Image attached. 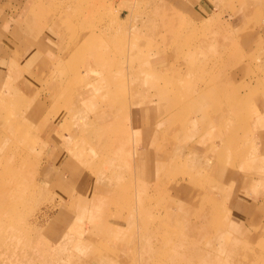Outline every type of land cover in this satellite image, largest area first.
<instances>
[{"label":"rangeland","instance_id":"1","mask_svg":"<svg viewBox=\"0 0 264 264\" xmlns=\"http://www.w3.org/2000/svg\"><path fill=\"white\" fill-rule=\"evenodd\" d=\"M0 60V264H264V0H0Z\"/></svg>","mask_w":264,"mask_h":264},{"label":"crops","instance_id":"2","mask_svg":"<svg viewBox=\"0 0 264 264\" xmlns=\"http://www.w3.org/2000/svg\"><path fill=\"white\" fill-rule=\"evenodd\" d=\"M8 43H10L12 46H13V43L12 42H10V41H7V44ZM151 64H152V66H154V67H156L157 65H160V64H157V62H154V60H153V62H151V61H149ZM21 62L19 61V62H17L16 60H12L10 63H9V65H10V69H12V68H14L13 67V64H20ZM1 64H6V65H4V67L7 69V66H8V63L7 62H4L3 60H0V92H2L1 90L4 88V87H6V86H8V84H9V82L7 81V82H5V79L3 78V77H1V74H4V73H6V70L5 69H2L1 68ZM140 65H141V67H140ZM138 67L139 68H137V70H136V73L138 74V75H140L141 74V77H142V80H143V85L144 84H149V86L151 85L152 87H153V89H154V92L155 93H157L158 95H159V97H160V99L161 100H167V97L164 95V93H163V91H160V89H159V79H158V82H156V80L154 81V82H149L148 80V76H147V69H148V64H138ZM152 68V67H151ZM181 68V67H180ZM145 70H146V72H145ZM167 70L170 72V70L174 73V74H178L179 73V70H181V69H178L177 67H171V68H167ZM171 73V72H170ZM173 75V74H172ZM3 76H5V75H3ZM158 77V76H157ZM159 78V77H158ZM163 78H168L167 76H166V72H164V77ZM144 79H145V81H144ZM111 80H112V78H111ZM7 84V85H6ZM251 87L250 88H254V85L253 84H251L250 85ZM144 87H146V86H143L142 87V89H144ZM141 89V90H142ZM115 88L113 87V88H111V89H108V88H106V93H108V95L106 94L105 96H104V100H106L107 102H109V105L110 106H112V104L113 103H116V104H119V105H121L122 107L121 108H114V109H117V112H119V114H123V113H125V111H127L128 110V108L129 107H131L132 108V102L131 101H129V102H127L128 101V98H127V96H124V100H119V101H117L116 99H114V98H112L111 97V95L113 94V93H115ZM142 92V91H141ZM140 92V94H142ZM145 92V91H144ZM84 96V95H83ZM158 97V98H159ZM83 100H84V97L82 98ZM89 100V99H88ZM144 100H148V97H145V93H143L142 94V96H140V102L141 101H144ZM106 106H108V104L105 102L104 103ZM142 104V103H141ZM146 104V102H144L142 105H145ZM139 105V104H138ZM138 105H137V108H138ZM167 110H168V113L166 114V115H164L165 116V118H168V119H170V118H174L176 115H174L173 116V114H172V112L175 110L174 108L173 109H171V110H169L170 109V103L168 102V104H167ZM144 108V106L142 107V109ZM147 108V107H146ZM108 109V108H107ZM139 109H141L140 107H139ZM106 111V110H105ZM107 113H108V111H107ZM105 114V115H109V113L108 114ZM262 113H264V106H263V109H262ZM262 113H259V118L257 117V124H259L260 125V123L264 120V115L262 114ZM112 114V113H111ZM209 114V113H208ZM194 121V120H193ZM113 123L115 122V120H113L112 121ZM137 123V128H140V129H142V127L144 126L145 127V124L143 123V122H141L140 124H139V121H136ZM113 125H115V123L113 124ZM155 125H160V122L159 121H157V122H154V124H152L151 126V128H152V130L150 129V130H148V128L149 127H147V128H144V131L143 132H154V129L156 128V126ZM195 125H197V120L196 121H194V122H192V125H191V127L193 128V127H195ZM154 126V127H153ZM147 129V130H146ZM143 130V129H142ZM263 132H264V130H263ZM224 134L225 135V137L226 136H229V134L231 133V131H227V130H225V128L224 129H221V131H219V134ZM221 137H223V136H221ZM152 140V145H151V149L152 150H154L155 149V138L153 137V138H151ZM226 139V138H225ZM223 140H224V137H223ZM145 141V140H144ZM233 141V140H232ZM159 151V150H158ZM157 151V152H158ZM161 153V152H160ZM143 157H144V155H143ZM141 160H137V162L138 163H141V165H142V162L143 163H148V162H150L149 160H146V158H140ZM146 160V161H145ZM151 161H153V160H151ZM261 171V173H260V175H258L257 177H256V180L255 181H257V184L256 185H253V186H249L251 189L248 191L249 193H245V192H242V194H238L237 195V197L234 199V201H232V209H233V213H235L234 214V216L236 217V219L235 220H238V221H243V220H249V219H254V220H256V219H260L261 217H263L264 216V169H261L260 170ZM224 173V172H223ZM225 176H226V179L227 178H229V177H231V180H232V182L233 183H235V182H240V181H245V179L247 178L246 176H242V175H239V174H237V172H235V171H233V172H228L227 174L225 173ZM260 176V177H259ZM259 177V178H258ZM248 187V188H249ZM251 194L252 195H254L253 197H251ZM263 212V214L261 215V213ZM259 214V215H258ZM240 222V223H241ZM239 223V222H238ZM239 223V224H240Z\"/></svg>","mask_w":264,"mask_h":264},{"label":"bare ground","instance_id":"3","mask_svg":"<svg viewBox=\"0 0 264 264\" xmlns=\"http://www.w3.org/2000/svg\"><path fill=\"white\" fill-rule=\"evenodd\" d=\"M150 242L157 243V236L153 235L150 238ZM194 257H191L189 255H186L185 257H181V259L176 257H170V260H172V264H190Z\"/></svg>","mask_w":264,"mask_h":264}]
</instances>
